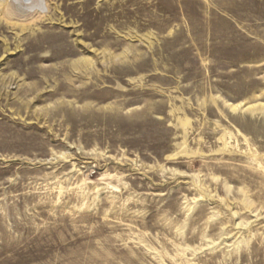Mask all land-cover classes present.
I'll use <instances>...</instances> for the list:
<instances>
[{"label": "rangeland", "instance_id": "374dc122", "mask_svg": "<svg viewBox=\"0 0 264 264\" xmlns=\"http://www.w3.org/2000/svg\"><path fill=\"white\" fill-rule=\"evenodd\" d=\"M0 264H264V0H0Z\"/></svg>", "mask_w": 264, "mask_h": 264}, {"label": "bare ground", "instance_id": "6f19581e", "mask_svg": "<svg viewBox=\"0 0 264 264\" xmlns=\"http://www.w3.org/2000/svg\"><path fill=\"white\" fill-rule=\"evenodd\" d=\"M231 109H232V110H235V109H236V107H235V106H232V107H231Z\"/></svg>", "mask_w": 264, "mask_h": 264}]
</instances>
